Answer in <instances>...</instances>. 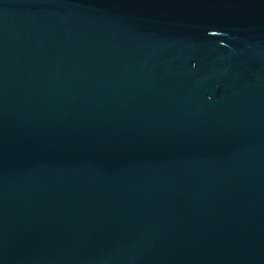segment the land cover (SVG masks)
<instances>
[{
  "label": "water",
  "instance_id": "95a60500",
  "mask_svg": "<svg viewBox=\"0 0 264 264\" xmlns=\"http://www.w3.org/2000/svg\"><path fill=\"white\" fill-rule=\"evenodd\" d=\"M0 264H264V0H0Z\"/></svg>",
  "mask_w": 264,
  "mask_h": 264
}]
</instances>
